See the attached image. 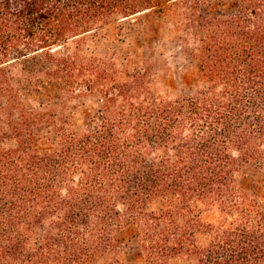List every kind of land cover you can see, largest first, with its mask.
<instances>
[{"label":"trees","instance_id":"16d2710c","mask_svg":"<svg viewBox=\"0 0 264 264\" xmlns=\"http://www.w3.org/2000/svg\"><path fill=\"white\" fill-rule=\"evenodd\" d=\"M145 13L195 63L190 89L106 45ZM28 59L96 101L89 127L26 104ZM0 264H264V0H0Z\"/></svg>","mask_w":264,"mask_h":264},{"label":"rangeland","instance_id":"374dc122","mask_svg":"<svg viewBox=\"0 0 264 264\" xmlns=\"http://www.w3.org/2000/svg\"><path fill=\"white\" fill-rule=\"evenodd\" d=\"M105 43L118 53L156 57L162 74L166 76L167 86L173 92L188 90L194 83L195 63L183 53L180 46L160 37L155 18L149 13L113 24ZM14 73L22 85V95L27 105L32 107L39 103H61L75 127H89L94 122L96 101L86 97L64 100V93L56 85L43 81L37 61L28 59L18 64ZM238 180L242 187L249 186L255 180L253 168L246 167L239 174ZM120 243L123 259L133 260L137 248L133 232L128 229L121 233Z\"/></svg>","mask_w":264,"mask_h":264}]
</instances>
